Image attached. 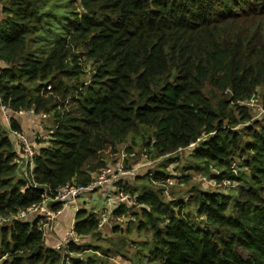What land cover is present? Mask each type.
I'll use <instances>...</instances> for the list:
<instances>
[{
    "label": "trees",
    "instance_id": "obj_1",
    "mask_svg": "<svg viewBox=\"0 0 264 264\" xmlns=\"http://www.w3.org/2000/svg\"><path fill=\"white\" fill-rule=\"evenodd\" d=\"M0 1L1 105L54 124L25 175L11 136L21 125L12 115L9 132L0 121V264H92L70 256L99 248L56 249L39 220L20 214L90 184L137 135L150 160L169 163L195 144V170L231 191L193 188L166 201L174 176L163 169L142 178L157 189L124 186L136 205L119 206L113 221L137 219L139 208V229L151 234L139 255L264 264V117H255L264 113V0H69L62 25L44 0ZM75 220L78 237L100 235L99 216L80 210Z\"/></svg>",
    "mask_w": 264,
    "mask_h": 264
},
{
    "label": "rangeland",
    "instance_id": "obj_2",
    "mask_svg": "<svg viewBox=\"0 0 264 264\" xmlns=\"http://www.w3.org/2000/svg\"><path fill=\"white\" fill-rule=\"evenodd\" d=\"M1 5L2 4L0 1V7ZM44 8V12L45 10H48V12H51L53 15L61 18V25L62 23H65V17H67L71 12V9L69 8V0H44ZM255 111V117L259 121L263 119L264 113H259L257 108H255ZM45 120L46 121H43L41 125L44 133L47 134L48 131L53 128L54 124L50 116H48ZM132 139L130 138L126 141V143L121 147L120 153L117 156L114 155L112 158L108 159V165L116 168L117 164L123 163L124 170H135L137 176L141 178L136 180L134 177H131L129 178L128 183L124 182V180H121L120 182L116 183L114 187V189L117 191L126 185L136 188L138 190V194H140L143 189H157L159 188L158 185L151 184L148 182V180L142 178L149 172L153 173L156 170L163 169V171H166L170 175L174 176L178 181V183H175L177 184L175 186H166V201L178 198L186 199L189 192L193 188H200L206 191L218 190L223 191L225 194L231 192L224 190L223 185H218L215 181H212L210 179V174L201 172L202 170H195L197 165L191 158V151L193 147L173 156L175 162L169 163L165 158L150 160V158L144 152L143 147L145 143L141 140V136L137 135L136 146L132 144ZM35 142L42 144L37 138H35ZM33 144L35 145V143ZM131 146L133 147L131 152H127L126 147ZM111 194H114V190ZM106 203V200L98 196L97 193L89 195L87 194L76 200L74 204L66 206L64 211L71 212L74 218L80 210H86L89 214L101 217L102 214L106 215L117 206V204L114 203L111 205V207L106 208ZM134 212L139 213L137 219L132 218L131 216H125L127 221L126 225L120 224L119 222H114L111 215V218L102 227L101 233L98 237L81 238V240L78 242V244L81 245H92L93 247L99 248L101 251H89L84 254H73L70 257L86 260V258L89 256L94 259L92 264H162V262L159 261L149 263L145 257H143L141 254L139 255V253H147L148 249L150 248L151 234L145 229H139V219H141L139 208L135 209ZM34 218L35 216H31V219L35 221ZM41 220L44 223V225L42 224V228L46 233V229L51 226L52 222L47 221L45 217L41 218L40 221ZM118 223L122 225L119 226L121 227L122 231L115 233L114 228L118 227ZM69 231L70 230H67L66 233ZM47 244L50 245L49 243ZM58 244L60 243H55V245L52 246L56 247ZM140 247H142L143 250ZM102 250L105 251V254H103L104 252ZM69 262L70 260L67 261V264H69Z\"/></svg>",
    "mask_w": 264,
    "mask_h": 264
},
{
    "label": "built area",
    "instance_id": "obj_3",
    "mask_svg": "<svg viewBox=\"0 0 264 264\" xmlns=\"http://www.w3.org/2000/svg\"><path fill=\"white\" fill-rule=\"evenodd\" d=\"M0 112L6 117V119L10 123V118L12 115L14 116H28L32 117L35 116V112L33 110L29 111H21L14 113L11 109L7 108L6 106L1 105L0 102ZM41 118L47 119L48 115L42 114L40 115ZM11 125V124H10ZM11 127V126H10ZM11 132V128L9 129ZM11 136L17 144V149H18V156H19V162L21 165H23V172L25 175L32 174L33 168H34V159L37 154V148L35 145L32 143V141L29 140L26 134L24 133H17V132H11ZM45 139V138H44ZM49 139V137H48ZM48 139H45L47 141ZM192 145V147H194ZM137 174L135 173V170H124L123 163H119L116 165V168L109 166L106 169L102 170L88 185H79V186H67L63 187L58 190L56 196L54 199L51 200V202L54 203H61L63 207L56 211H50L49 208H44L43 205L37 208H33L28 210L27 213H21L20 218H26V217H31L35 216V221L39 220V225L43 227L44 223L40 219L41 218H46L47 221H54L56 220L65 210V207L71 204H74L76 200L80 199L81 197L89 194H95L98 192H103V193H108V199H107V205L108 207H111L112 204H117L115 209L110 211L109 213L102 214L100 217V227L105 225V223L111 218V215L114 219V212L116 209H118L119 206L121 205H127L129 207H133L136 205V200L135 197L132 196L129 193H125L124 190L119 189L114 190V194H111L113 192V187L116 183L121 181L123 178H131V177H136ZM211 179V178H210ZM178 183V181L175 179V177H171L167 181V186H175ZM231 184L230 181H226L225 185L229 186ZM171 186V187H172ZM109 210V209H107ZM132 221V220H131ZM115 222H119L120 224H127V221L125 219V216H120L116 218ZM118 223V224H119ZM43 224V225H42ZM119 224V225H120ZM46 226V225H45ZM122 226V225H120ZM81 240V237H78L74 230L71 229L66 235L64 236L63 241L58 244L55 248L56 249H62L65 247V244L68 241H73L74 243L78 244V242ZM64 255H66V252H64Z\"/></svg>",
    "mask_w": 264,
    "mask_h": 264
},
{
    "label": "crops",
    "instance_id": "obj_4",
    "mask_svg": "<svg viewBox=\"0 0 264 264\" xmlns=\"http://www.w3.org/2000/svg\"><path fill=\"white\" fill-rule=\"evenodd\" d=\"M18 123L21 125L22 128V133L26 134L29 139L32 141V143H35L36 148L38 149L39 147L48 145L47 141L45 139H48L50 136V131L48 133H44L42 129L41 123L43 121H46L45 119L41 118L40 115H35L32 117L28 116H16ZM0 121L4 128H6L8 131H10V123L6 119V117L0 113ZM35 138H37L39 142H35ZM45 138V139H43ZM17 147V144H16ZM21 176L22 173H21ZM130 178V177H129ZM129 178H123L124 182L128 183ZM120 182V181H119ZM116 185V184H115ZM114 185V187H115ZM113 190H116L114 189ZM98 196L102 197L103 199L106 200L108 199L109 194L108 193H102L98 192ZM106 208L108 207L106 203ZM65 213H62L56 220L52 221L51 226L46 229L45 237H46V242L50 244V246L55 245V243H61L63 241L64 235L66 234L67 230L73 229L76 220L74 216L71 214V212L64 211ZM47 226V225H46Z\"/></svg>",
    "mask_w": 264,
    "mask_h": 264
},
{
    "label": "water",
    "instance_id": "obj_5",
    "mask_svg": "<svg viewBox=\"0 0 264 264\" xmlns=\"http://www.w3.org/2000/svg\"><path fill=\"white\" fill-rule=\"evenodd\" d=\"M17 175H18L19 177H21V174H20L19 171L17 172ZM50 203H51V199H48V200L43 204V207L47 209Z\"/></svg>",
    "mask_w": 264,
    "mask_h": 264
}]
</instances>
